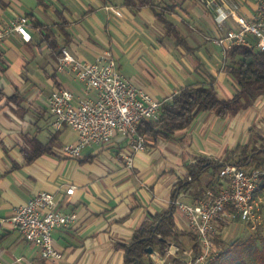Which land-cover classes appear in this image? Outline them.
<instances>
[{
	"label": "crops",
	"instance_id": "crops-1",
	"mask_svg": "<svg viewBox=\"0 0 264 264\" xmlns=\"http://www.w3.org/2000/svg\"><path fill=\"white\" fill-rule=\"evenodd\" d=\"M124 1L0 0V28L31 16L29 40L14 33L0 44V219L41 191L54 193L63 212L78 214L73 226L53 234L62 259H42L38 247L7 227L0 236V264H126L125 248L138 231L171 210L173 200L191 204L204 194L214 170L186 186L191 166L200 160L225 163L229 152L253 138L264 145L260 97L224 118L202 114L173 139L147 137L148 150L134 154L133 169L123 158L129 149L122 135L111 144L88 147L79 159L63 154L78 135L70 127L54 129L49 98L60 89L78 98L87 94L69 74L57 71L63 47L87 62L111 49L123 75L159 100L170 101L210 76L217 78L222 99L235 94V81L225 72L228 58L210 38L237 29L238 22L229 17L220 25L216 9L236 8L237 16L252 20L257 0H160L156 10L166 12L184 44L166 33L153 8L131 9ZM72 186L74 194L67 195ZM174 218L176 229L189 235L177 209ZM187 235L180 241H190ZM190 242L192 249L195 241ZM151 256L154 264L167 263L156 252Z\"/></svg>",
	"mask_w": 264,
	"mask_h": 264
},
{
	"label": "built area",
	"instance_id": "built-area-1",
	"mask_svg": "<svg viewBox=\"0 0 264 264\" xmlns=\"http://www.w3.org/2000/svg\"><path fill=\"white\" fill-rule=\"evenodd\" d=\"M257 11L252 20L237 16L236 8L216 9L220 25L234 17L238 28L228 30L222 37L210 38L224 50L225 58L235 47L244 46L264 50V0H257ZM107 9H110L109 7ZM29 18L21 16L6 28H0V44L14 33L30 39ZM57 71L69 74L80 83L86 96L76 97L68 89H60L49 98L53 116L52 126L59 131L64 127L74 130L78 139L65 145L66 157L79 159L91 146L111 144L122 135L127 140L128 153L124 161L128 169L135 166L134 154L148 150L147 137L139 132L142 122H157L162 106L145 88L126 78L119 69L117 57L107 49L95 62L77 59L67 48L57 54ZM173 97L170 99L172 100ZM263 171L256 167H238L227 164L220 171L219 179L195 203L173 200V206L185 217L191 233L196 238L197 249L167 248L161 260L176 256L184 264H213L222 252L218 241L233 224H259L264 212V195L259 193ZM189 181L191 176H185ZM76 187L66 191L73 195ZM78 221L76 212H63L56 195L41 191L28 202L13 209L10 216L0 219V236L11 227L29 244L40 249L42 259L60 260L63 254L55 248L53 234L56 230L73 226ZM181 253L183 255H181Z\"/></svg>",
	"mask_w": 264,
	"mask_h": 264
},
{
	"label": "trees",
	"instance_id": "trees-1",
	"mask_svg": "<svg viewBox=\"0 0 264 264\" xmlns=\"http://www.w3.org/2000/svg\"><path fill=\"white\" fill-rule=\"evenodd\" d=\"M157 3H160V0L124 1V4L131 9L153 8L156 20L163 26L166 33L179 39V33L175 26L168 21L166 12L156 10ZM27 17L30 18L31 16ZM180 42L184 44L182 40ZM53 48L56 50V46ZM188 51L191 50L188 49ZM227 57L225 72L233 78L236 88L231 99L220 97L216 88L217 78L210 76L206 82L182 88L172 100L163 104L159 121L142 122L139 126V132L154 140H170L178 132L188 129L202 114L214 113L218 117L224 118L252 106L260 97H264V50L239 46L232 49ZM258 142L257 139L253 138L248 145L237 146L228 153L225 163H216L210 160L198 161L197 164L188 169V176H191L192 179L187 181L186 186L195 182L202 173L213 169V179L205 191L212 188L219 179L220 171L227 164H235L238 167H256L264 173V145L258 146ZM43 152H47V150ZM179 185L184 184L180 182ZM259 193L264 195V175L261 179ZM175 210V207L171 208L164 215L157 217V222L154 225L135 234L131 244L125 248L126 264H154V259L147 252L148 248H153L155 252H159L161 257H164L171 244L181 242L180 239L188 233L176 229ZM187 236L193 237L195 241L193 249L196 250L195 236L193 234ZM146 238L149 240H145ZM218 243L221 247L224 246L223 237L221 240L219 239ZM253 244V240H248L235 248L228 247L220 253L219 259L224 255L232 256L234 254L238 257L236 259L240 261L231 264H247L243 259V252L250 248L254 261L258 262L255 264H264V249L254 248ZM170 264H184V262L181 259L171 258Z\"/></svg>",
	"mask_w": 264,
	"mask_h": 264
},
{
	"label": "rangeland",
	"instance_id": "rangeland-1",
	"mask_svg": "<svg viewBox=\"0 0 264 264\" xmlns=\"http://www.w3.org/2000/svg\"><path fill=\"white\" fill-rule=\"evenodd\" d=\"M189 234L192 233L190 232ZM190 239L193 241V237H190ZM248 240L254 241V248L258 247L259 249H264V212L262 213V220L259 224L254 225L237 222L230 226L223 235V242L225 247L222 246V251H225L228 247L235 248L239 245L244 244ZM190 241H188L187 243L180 242L179 244L173 243L169 247L173 245L174 247H180L182 251H184L186 249H189V247L193 245ZM251 253L252 251L250 250V248L246 252H243V259L245 262H247V264H255L256 262L254 261L255 259L253 258ZM156 254L158 258V256L160 255L159 252H156ZM181 255L183 254L181 253ZM236 257L237 256H234V254H232V256L224 255L221 259L218 258L213 264H231L232 262H236L239 260H237ZM171 258H176V256H170L167 259L166 264H170Z\"/></svg>",
	"mask_w": 264,
	"mask_h": 264
},
{
	"label": "water",
	"instance_id": "water-1",
	"mask_svg": "<svg viewBox=\"0 0 264 264\" xmlns=\"http://www.w3.org/2000/svg\"><path fill=\"white\" fill-rule=\"evenodd\" d=\"M145 240H149V239L146 238ZM147 252H148L150 255H153V254H154V249H153V248H148V249H147Z\"/></svg>",
	"mask_w": 264,
	"mask_h": 264
}]
</instances>
